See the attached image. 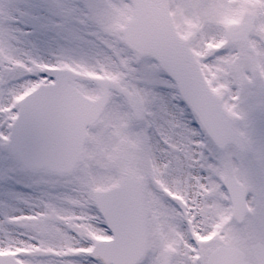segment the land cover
Here are the masks:
<instances>
[{
    "label": "snow or ice",
    "instance_id": "obj_1",
    "mask_svg": "<svg viewBox=\"0 0 264 264\" xmlns=\"http://www.w3.org/2000/svg\"><path fill=\"white\" fill-rule=\"evenodd\" d=\"M0 264H264V0H0Z\"/></svg>",
    "mask_w": 264,
    "mask_h": 264
}]
</instances>
